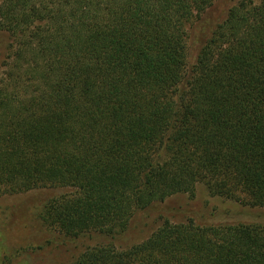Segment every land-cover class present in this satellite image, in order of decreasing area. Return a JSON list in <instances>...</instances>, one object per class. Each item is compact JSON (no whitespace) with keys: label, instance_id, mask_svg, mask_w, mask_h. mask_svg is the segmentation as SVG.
I'll list each match as a JSON object with an SVG mask.
<instances>
[{"label":"trees","instance_id":"trees-1","mask_svg":"<svg viewBox=\"0 0 264 264\" xmlns=\"http://www.w3.org/2000/svg\"><path fill=\"white\" fill-rule=\"evenodd\" d=\"M216 0H0V194L66 188L40 218L110 237L176 193L264 207V0H237L188 59ZM70 264H264V224L164 219Z\"/></svg>","mask_w":264,"mask_h":264},{"label":"rangeland","instance_id":"rangeland-1","mask_svg":"<svg viewBox=\"0 0 264 264\" xmlns=\"http://www.w3.org/2000/svg\"><path fill=\"white\" fill-rule=\"evenodd\" d=\"M237 0H216L196 21L187 24L188 59L194 60L203 40ZM9 35L0 30V63L10 50ZM66 188L35 189L0 194V264H70L86 247L113 243L125 248L147 238L164 219L195 224L255 222L264 224V207L210 195L198 184L194 194L176 193L135 212L131 225L114 237L97 232L65 236L48 226L40 213L45 201Z\"/></svg>","mask_w":264,"mask_h":264}]
</instances>
